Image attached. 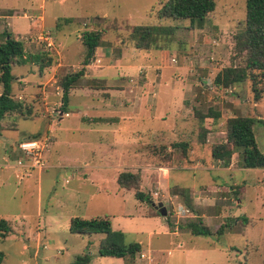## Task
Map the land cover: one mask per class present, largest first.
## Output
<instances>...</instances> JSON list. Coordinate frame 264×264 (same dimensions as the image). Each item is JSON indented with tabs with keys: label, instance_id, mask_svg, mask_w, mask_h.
<instances>
[{
	"label": "rangeland",
	"instance_id": "374dc122",
	"mask_svg": "<svg viewBox=\"0 0 264 264\" xmlns=\"http://www.w3.org/2000/svg\"><path fill=\"white\" fill-rule=\"evenodd\" d=\"M165 1L0 0V15L10 9L18 10L8 11L11 17L8 22L0 19V39L3 32L10 33L23 42L25 53L38 50L52 59V64L41 73L31 64L10 68L13 77L10 93L32 107V118L22 120L15 115H7L0 121V159L6 158L8 164L14 166L15 161L23 159L16 149L17 143L32 135L39 134L36 140L45 139L47 146L40 154L43 167L40 171L32 169L30 176L21 181L15 179L18 171L14 167H3L0 161V219L5 220L10 228L7 236L0 239L3 255L0 264H71L77 256L84 254L89 256V264H136L140 263L136 256L131 262L127 257H101L97 251L108 245L139 242L141 250L158 255L165 264H264V170L241 169L237 154H233L230 160L234 171L197 170L192 178L191 171L171 169L169 193L175 192V187L171 186L188 190L200 187L203 190L212 178L216 180L215 184L224 187L212 194L207 190L205 198L213 196V207L197 204V209L190 196L194 212L203 215L199 219L210 231L208 236H192L186 225L196 221L194 215L179 197L165 198L157 183L161 181L166 186L167 182L165 172L163 177L162 170L158 168H168L172 162L175 163L173 160H159L157 148H147L148 156L155 158L153 165L157 168L149 176L150 183L140 188L139 179V191L149 197L148 201L137 200L133 190L117 186L114 176L125 171L121 162L119 169L99 171L98 175L104 177L101 181L92 178L90 171L82 167L83 162L91 160L90 152H94L104 165L120 159L121 152L123 161L129 160L132 152L129 153L131 149L127 146L137 145L136 149L140 151L141 145L153 143L156 137L152 132H145V128L162 127L158 125L159 119L143 122L140 117H134L130 121H121L113 126L118 132H112L108 125L88 122L91 116L87 115L89 107L107 103L104 97L96 96V87L83 98L77 91L72 92L66 106L59 109L61 95H56V88L61 91L60 81L80 71L85 53L81 37L86 32H95L99 40L94 51L104 53L106 57L98 62L95 58L88 66L113 67L122 58L124 64L134 67L124 76L128 92H144L145 81L149 79L152 82L159 80L169 87L167 91L173 92L175 101L193 96L192 110L187 113V118L196 147L200 144L197 142L195 112L204 114L211 109L219 113V118L213 126L209 120H204V126L209 128L205 143L209 139L207 143L211 147L224 141L226 119L252 117L263 120V124H255L254 137L258 150L264 156V80L258 85V101L253 99L249 81L226 89L212 83L215 74L227 67L233 57V35L245 20L244 0H214V10L206 16L201 29H191L187 21L158 20L156 11ZM29 8L32 10L27 11ZM21 9L26 10L28 18L21 17ZM31 16L43 18L44 31L53 38L58 56L49 52L43 43L24 35ZM64 19L70 20L63 22ZM5 23L8 28H5ZM137 25L172 26L176 30L165 50L136 51L130 47L128 35ZM33 26L39 27L37 19ZM239 62V59L234 60V63ZM83 69L73 85L82 84L78 79L85 71L90 73L86 67ZM104 70L106 77L117 73L115 69ZM92 73L88 79L96 75L94 71ZM119 76L122 75L119 73ZM90 83L87 87L91 86ZM37 88L43 90L46 98L40 90L37 93ZM50 109L58 111L51 115L48 114ZM168 134L164 128L157 137L170 140ZM181 138L175 134L171 137L175 141ZM189 139L185 141L192 143ZM199 149L200 152H196L198 158L205 162L208 149ZM145 152L142 150L141 154ZM133 173L139 175V171ZM153 177L154 180L151 179ZM97 187L99 192L95 191ZM177 202L188 210L189 218L182 220L173 216L172 207ZM157 203L165 208L164 218L155 210ZM97 217L109 221L111 234L108 237L68 232L71 219Z\"/></svg>",
	"mask_w": 264,
	"mask_h": 264
},
{
	"label": "trees",
	"instance_id": "16d2710c",
	"mask_svg": "<svg viewBox=\"0 0 264 264\" xmlns=\"http://www.w3.org/2000/svg\"><path fill=\"white\" fill-rule=\"evenodd\" d=\"M214 0H166L156 11L158 20L187 21L189 27L201 29L206 16L213 12ZM245 20L241 28L233 35V57L227 67L218 71L213 78V85L219 88H229L235 84L249 81L254 101L260 99L259 83L264 80V0H244ZM70 19H64L69 22ZM176 27L162 25H137L131 28L128 35L130 47L136 51H148L154 49L162 51L166 49L173 36ZM99 35L95 32H86L81 37V44L85 49L80 66L84 67L91 59L97 48ZM239 59V63L234 60ZM35 65L41 73L44 68L52 64L51 57L40 51L25 53L23 42L14 38L10 33L3 32L0 39V121L7 115H15L22 120L32 118V107L16 99L10 93V83L13 77L10 74L12 66ZM83 68L78 73L65 76L59 83L61 88L60 107L66 106L68 92L73 83L82 75ZM198 135L197 142L205 143L208 132L204 126V120L210 121L213 126L219 118V113L208 109L206 113L195 112ZM263 124V120L252 117L234 116L226 119L224 124V141L211 145L210 157L221 167L226 168L233 154L239 158L241 169L264 170V156L258 150L254 137L255 124ZM1 130V126H0ZM39 134L32 135L29 139H37ZM171 152L160 148L157 158L159 160L178 161L185 156V144H172ZM175 150H178L175 152ZM163 152V153H162ZM139 175L137 173L120 172L116 175L115 182L119 188L133 190L137 200H149L144 193L139 191ZM174 195L179 197L185 207L194 215L196 221L188 222L187 227L192 236H208L210 231L202 225L197 214L193 210L190 193L187 189L175 187ZM10 228L5 220L0 219V239H4ZM220 227L216 231L219 234ZM68 232L75 235L103 234L107 237L111 234L110 223L103 218L80 219L73 218L69 221ZM141 246L138 243L114 246L108 245L99 248L97 253L101 257L125 258L133 261ZM0 252V262L2 260ZM89 256L84 254L77 256L71 264H89Z\"/></svg>",
	"mask_w": 264,
	"mask_h": 264
},
{
	"label": "crops",
	"instance_id": "0c3cea01",
	"mask_svg": "<svg viewBox=\"0 0 264 264\" xmlns=\"http://www.w3.org/2000/svg\"><path fill=\"white\" fill-rule=\"evenodd\" d=\"M45 1V0H41ZM39 8L42 9V5L39 6ZM31 11L32 9L29 8L27 11ZM8 11H18L15 9L7 10L4 13H1L0 19L6 20L7 22L11 20V17L9 15ZM23 11L21 17L28 18V15L26 14L25 9H21ZM32 17V18H31ZM29 17V25L27 26V33L24 35L29 36L31 39H35L39 34L41 33H47L44 31L42 21L43 18L40 16L34 18V16ZM38 20L39 27H34L33 23L35 20ZM64 22V20H63ZM5 28H8V25L5 23ZM10 25V24H9ZM16 38L15 36H13ZM53 39V38H52ZM56 39V38H54ZM81 42V41H80ZM58 47H61L60 44L56 43ZM107 52L108 49H105ZM106 57L104 53H97L93 52L91 59L88 61V64L90 65V61L95 60L98 62L101 58ZM109 57H107L108 59ZM110 61V59L108 60ZM118 64L111 67L110 65H99V66H88V64L84 67H86L87 70H90V73L87 74L86 71L83 73V76L79 78L78 80L82 82V84L73 85L71 89L68 92V95H70L72 92L77 91L79 93V97L83 98V96L90 95L88 92H90L91 88H95L97 95H100L104 97L107 100V103L100 102L99 106H90L88 109V114L91 115L88 119V122L94 124V125H108L109 127H112V132H118L117 129H113V126L120 123L121 121H130L134 117H140V120L144 121H153L157 120L158 125H161L162 127H159L158 129H155L153 127L147 126L145 128V132H152L154 134L155 141L153 143H147L145 145L140 146V151H138L136 148L139 147L137 145L130 144L128 145L129 153L132 152L130 155L129 160L123 161L122 152L120 153V159L113 160L114 162L107 163L106 165L101 164V161L95 157L94 152H90L91 154V160L83 162V168L90 171V175L92 178L98 179V181H101V179H104L102 175H98V172L101 170L107 169L109 170H115L120 168V164H122V169H124V172H136L139 171V177L141 179L140 188L145 186L147 182L150 183V174L157 169L153 162L155 161L153 157L148 156L147 148L149 146H153V148H157L160 151V148H165L167 152H171L173 149L171 148L172 144H185V156L181 158L178 161L172 162L173 164L168 168H158V170H162V176H165L167 178L166 186H163L161 181L157 182L159 184V187L163 191L164 197L171 199V198H177L174 193H169V185L168 180L170 177V170H179V171H191L192 178L195 177V172L197 170H204V171H210V172H229L234 171L232 167V162L229 163V165L224 168L221 167L217 162L213 161L210 157V146L208 145L209 139H206V143L203 144V146L200 144V146L196 147L194 138L192 136V128H190L189 124V118H187V113L192 110L191 103L193 100V96L188 97H182L178 100L173 99V92L167 91V88L164 86V83L161 84L159 80L157 81H150L147 79L145 81V87L144 92L141 93H131L128 92L126 88L127 87V81L125 80V72L132 71L134 68L133 66H130L129 64H124L123 59L120 58L117 60ZM30 65V64H26ZM32 65V64H31ZM68 65V64H66ZM79 65V64H78ZM24 66V65H23ZM56 66H60L59 64H56ZM82 67V68H84ZM104 68L108 69H115L117 70L116 74L113 72L114 76L106 77L103 73L105 72ZM95 72L96 75L92 79H88V76H91ZM119 73L122 76H119ZM53 78L50 76V79ZM49 79V78H48ZM47 79V80H48ZM49 79V80H50ZM47 81V84L49 82ZM91 81V86L87 87L89 81ZM85 84V85H84ZM89 84V85H90ZM95 85V86H93ZM40 86V85H38ZM42 88V87H41ZM41 88H37V93ZM147 89H150L147 91ZM152 91V92H151ZM41 95L43 90H40ZM15 97V96H14ZM16 99H20V97H16ZM68 102V100H67ZM163 122V123H162ZM164 125V126H163ZM166 125V126H165ZM169 131L168 136L170 137V140L163 139L159 140L158 135H161L164 131ZM176 135L178 137H182L181 139L175 141L172 140V135ZM217 134V133H216ZM191 135V140L189 139ZM158 136V137H157ZM186 139H189L192 141V143L185 141ZM133 145V146H132ZM126 147L125 144H122V147ZM144 147V148H143ZM200 147H204L208 149V159L205 162H202L201 159L198 158L197 153L200 152ZM136 149V150H134ZM142 150H146L144 154L142 153ZM197 152V153H196ZM129 157V156H128ZM152 159H151V158ZM109 161V160H108ZM107 161V162H108ZM116 161V162H115ZM110 162V161H109ZM119 162H121L119 164ZM201 165V166H200ZM240 170V169H238ZM153 174V173H152ZM117 175V174H116ZM116 175L114 176V181L116 178ZM150 176V177H149ZM154 180V177L151 178ZM211 183H207L202 189L200 187L198 188H192V190H188L190 193V196L192 198V202L195 208H197V204L201 206L200 204L204 205L205 207H213L215 204V199L211 198L213 196H209L208 198H205V194L208 191H210L209 194H212V192H219L220 189L224 188L222 185L215 184L216 180L213 178ZM171 187H179V186H171ZM181 188V187H180ZM185 189V188H184ZM96 192H99V188L97 187ZM179 203V202H177ZM207 203V204H206ZM206 204V205H205ZM199 208V207H198ZM197 208V209H198ZM188 215V214H187ZM182 217L181 219L189 218V216ZM198 218L203 217V215H197ZM180 219V218H178ZM176 229V228H175ZM177 232H172L171 234H176ZM140 243V242H139ZM138 243V244H139ZM142 249V245L139 244ZM139 252L143 253L146 257L150 258L149 264H165V260H162L158 255L148 251V250H141ZM167 255L170 254L169 251L166 252Z\"/></svg>",
	"mask_w": 264,
	"mask_h": 264
},
{
	"label": "built area",
	"instance_id": "2783aa9c",
	"mask_svg": "<svg viewBox=\"0 0 264 264\" xmlns=\"http://www.w3.org/2000/svg\"><path fill=\"white\" fill-rule=\"evenodd\" d=\"M24 40H26V38H24ZM34 40L43 43L49 52H54L55 55L58 56V52L55 48L54 42L48 34L41 33ZM58 89L59 88H56V95H61V91L58 92ZM42 93L44 98H46L44 92ZM57 111L55 109H50V111H48V114L55 115ZM58 116H60V114ZM64 116H67V114L64 113ZM46 146L47 144L45 139L36 140L27 138L18 142L16 146L18 152L23 156V159L21 158L20 160L15 161L14 166L9 165L6 158L2 157L0 161L2 162L3 167H14L18 171V173L15 174L14 177L18 181H21L24 177L30 176V171L32 169H37L38 171H40V169L43 167V164L40 160V154L46 148ZM153 196H156V194L153 193ZM172 214L175 218H182L188 214V210L180 203H176L172 207ZM136 258L138 261H140V263L136 264L150 263V258L146 257L141 252H138Z\"/></svg>",
	"mask_w": 264,
	"mask_h": 264
},
{
	"label": "water",
	"instance_id": "95a60500",
	"mask_svg": "<svg viewBox=\"0 0 264 264\" xmlns=\"http://www.w3.org/2000/svg\"><path fill=\"white\" fill-rule=\"evenodd\" d=\"M155 210L159 213V215H161L163 218L166 215V211L165 208L163 207V205L161 203H157L155 205Z\"/></svg>",
	"mask_w": 264,
	"mask_h": 264
}]
</instances>
